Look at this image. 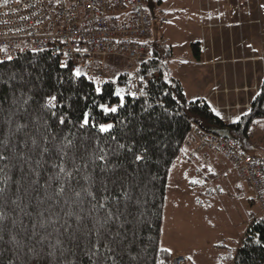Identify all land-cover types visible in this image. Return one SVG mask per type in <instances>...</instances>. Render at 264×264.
Masks as SVG:
<instances>
[{
	"label": "trees",
	"instance_id": "obj_1",
	"mask_svg": "<svg viewBox=\"0 0 264 264\" xmlns=\"http://www.w3.org/2000/svg\"><path fill=\"white\" fill-rule=\"evenodd\" d=\"M150 44L151 58L137 65L146 82L137 95L129 68L97 91L48 49L0 62V264H170L172 250L160 251L167 183L193 124L227 126L247 151L264 152L249 131L264 119V77L239 121L228 122L205 97L187 98L158 35ZM192 47L200 58L201 42ZM102 124L113 127L101 132ZM257 221L264 212L250 221L231 264H264Z\"/></svg>",
	"mask_w": 264,
	"mask_h": 264
},
{
	"label": "rangeland",
	"instance_id": "obj_2",
	"mask_svg": "<svg viewBox=\"0 0 264 264\" xmlns=\"http://www.w3.org/2000/svg\"><path fill=\"white\" fill-rule=\"evenodd\" d=\"M150 1L155 5L154 26L159 41L171 48V53L165 56V63L172 74L182 82L188 99L205 96L217 85L215 80L219 75H215V69L211 65H206L201 59L195 57L192 47L193 42L200 41L206 46L205 51L210 58L220 55V50L216 51L215 47L210 46L212 38L214 39L211 31L213 27H216L214 34L217 37L226 34L225 42L228 45L230 40L228 35L235 36V44L230 45L235 55L242 56L246 53L247 40H244L246 37L242 30H239L243 25L258 24L256 32L259 36L261 35V43L264 45V9L261 7L264 0H225L223 4L226 18L216 14V10L213 9V18L208 24H206L208 16L205 0L204 6L200 0ZM216 1L218 0H211L214 4ZM220 17L225 19L221 20ZM217 18L220 19L217 21ZM211 21L217 22L211 23ZM236 27H238L237 31L236 29L231 31ZM244 33L247 32L244 30ZM220 40L224 41L222 37ZM262 55L260 59L264 58ZM110 59L114 62L107 69L109 77H118L119 71L125 68L134 71L137 65L122 56L115 55ZM246 60L243 55L242 63ZM262 61L264 69V60ZM242 63H237L238 69H241ZM260 72L262 73L243 74L241 72L240 79H234L239 91L244 92V89L249 91L246 96L256 93L263 76V71ZM250 79L253 83H246ZM256 79L258 83H254ZM246 85H253V88L248 89ZM117 90H123L120 84L117 85ZM221 92L226 94L224 91ZM244 98L246 97L242 95L241 99L244 100ZM219 106L217 109L228 122L233 117L226 116L227 110L232 113L236 109L243 111L248 108L246 104L241 107L228 104L220 106L221 108ZM258 121V139L263 142L264 122L261 119ZM182 146L193 148L194 144L189 143L186 137ZM218 154L217 156L222 163L226 164L225 167L228 166L229 171L227 170L224 174V167L216 165L219 174H215L213 178L205 177L200 172L201 166H195L192 163V161L204 163V158L198 153L193 155L192 159L179 155L170 169L160 243L165 248H176L172 251L171 261L172 259L174 261L173 253L180 252L187 256L184 264H231L239 236H243L252 215L259 214L260 205L255 200V193L240 177L236 168L230 163V158L223 153ZM209 162L213 165L212 154L209 155ZM192 180H197L196 184L192 183ZM234 237V241H229L220 247L216 246Z\"/></svg>",
	"mask_w": 264,
	"mask_h": 264
},
{
	"label": "built area",
	"instance_id": "obj_3",
	"mask_svg": "<svg viewBox=\"0 0 264 264\" xmlns=\"http://www.w3.org/2000/svg\"><path fill=\"white\" fill-rule=\"evenodd\" d=\"M155 35L153 17L146 0H0V62L28 51L48 49L72 72L93 80L97 88L109 78L107 69L114 61L111 56H122L134 63L151 58L150 41ZM131 92L138 94L145 77L138 74L130 79ZM253 122L249 131L255 134ZM194 147L187 149L193 157L204 158V166L211 167L209 149L228 155L238 174L255 193L264 212V156L247 151L236 136H223L199 124L187 134ZM258 141H254V146ZM254 214L251 220L256 218ZM170 264H184V253H173Z\"/></svg>",
	"mask_w": 264,
	"mask_h": 264
},
{
	"label": "crops",
	"instance_id": "obj_4",
	"mask_svg": "<svg viewBox=\"0 0 264 264\" xmlns=\"http://www.w3.org/2000/svg\"><path fill=\"white\" fill-rule=\"evenodd\" d=\"M201 4L203 3L204 6V0H200ZM206 2V11H207V16H208V22L206 24L209 23L210 19L213 18L212 17V13H213V9L216 10V14L218 15H223L225 17V0H218L216 1V4L212 3L211 0H205ZM224 3V4H223ZM264 5V4H262ZM264 9V8H263ZM221 18V17H220ZM217 18V21L220 19ZM226 18V17H225ZM225 18H221V20H224ZM217 21H211V23H216ZM224 26V25H223ZM259 25L258 24H251V25H243L242 28H239V30H242L243 35L246 37L247 40V45H246V53L243 54L244 57L247 59L244 63H242V56H238L235 55L234 53H232L231 47L230 45L235 44L234 37L229 36V45L227 44V42H225V36L226 34H224L223 36H216V27H213L211 29L212 34L214 35V39L212 38V43L210 44L211 47H215L214 49L216 51L220 50L221 54L220 55H216L214 58H210V56L208 55L207 51H205V45H203V43L201 44V56L198 59H201L203 61L204 64L206 65H211L213 67V69H215V75H219V77H216V84L213 89L206 94L205 97L206 99H208L209 101L212 102L213 106L215 107L216 111L219 112V110L217 109V106H222L225 104H228L229 106H235V107H241L242 105H247L249 107L250 101L252 99V96L255 94L253 93L251 96H246V94H249V91H245L244 87H242L244 89L243 91H239L238 86L236 85V83H234V79H240L239 78V74L241 72H243V74H248V73H262L260 71H263V76L262 79L264 77V69L262 68V64L261 62H263V59H260L262 55V57H264V45H262L261 43V35L259 36V34L256 32L258 30V28L256 27ZM237 28L232 29L231 31L235 30L237 31ZM247 32L246 34L244 33ZM229 32V31H228ZM241 35V36H243ZM223 38L224 41H221L220 38ZM232 41L234 43H232ZM249 41V42H248ZM230 47V48H229ZM249 48V51H248ZM260 61V62H259ZM241 62V69H238L237 67V63ZM264 67V65H263ZM246 70V71H244ZM254 75V74H253ZM258 75V74H257ZM222 76V78H221ZM237 77V78H236ZM215 79V78H214ZM261 79V80H262ZM253 80H248L246 83L252 84ZM254 83H258L257 79L254 80ZM246 87L248 89H252L253 85H246ZM242 89V90H243ZM221 91L226 92V94H222ZM256 92V91H255ZM246 97L244 98V100L241 99V97ZM249 97H251L250 99H248ZM241 99V100H240ZM234 101V102H233ZM242 101V103L240 102ZM246 101V102H245ZM226 102V103H225ZM233 102V103H231ZM244 102V103H243ZM219 106V108H221ZM224 109V108H223ZM248 108H246L243 111L239 110H233V112L231 113L230 110H227L226 112V116L228 118L233 117L232 120L237 119L240 114H242L244 111H246ZM220 113V116L223 118V116L221 115L222 113ZM262 122H264L262 120ZM219 152L212 150L211 154L213 155V165L215 170L217 171V166H222L224 167V174L227 172L228 166H226L225 163H222L221 159L217 156ZM191 162V161H190ZM192 163H194L195 166H201L200 163L196 162V161H192ZM230 163L234 166V164L230 161ZM235 167V166H234ZM236 168V167H235ZM200 172H202L204 175H206L205 171H203L202 169L200 170ZM219 174V171H217ZM222 172V173H223ZM240 236H239V241H240ZM234 238H231L221 244H217L216 246H223L224 244L229 243V241H234ZM239 243V242H238ZM176 249V248H173ZM173 249H171L173 251ZM186 251V250H185ZM235 254V253H234Z\"/></svg>",
	"mask_w": 264,
	"mask_h": 264
},
{
	"label": "snow or ice",
	"instance_id": "obj_5",
	"mask_svg": "<svg viewBox=\"0 0 264 264\" xmlns=\"http://www.w3.org/2000/svg\"><path fill=\"white\" fill-rule=\"evenodd\" d=\"M4 2H5V4H7V0H4ZM261 7L264 8V5H261ZM8 59H11V57L9 56ZM75 75L76 76H80L81 75V72H80L79 69H76L75 70ZM97 91H100V89L97 88ZM121 91L122 90H117L116 95L117 96H120L121 95ZM56 100H57V97L56 96H50V97H48V106L50 108H55L57 106L56 103H55ZM104 111L105 112H116L117 109L116 108H108V107L105 106L104 107ZM213 111H215V109H213ZM216 114L217 115H220L219 112H217ZM238 121H239V118H237V121H234V122H238ZM60 123H64V121L61 120ZM88 123H89L88 119H85L84 120V124H88ZM257 123H259V121H257ZM112 127H113V125H111V124H107V125H103L102 124V125L99 126V130L101 132H105L106 133V132H109L112 129ZM120 147H124V145H120ZM45 150H47V149H45ZM145 151H147V150L145 149ZM98 158L100 160H105V156H103V155L99 156ZM0 159H6V157L0 156ZM134 159L136 161H141V160L145 159V157L142 156V155L137 154V155H135ZM61 171H63V168H61ZM67 175L68 176H71L72 174L69 172V173H67ZM89 195H92V193L89 192ZM93 198H95V197L93 196ZM257 222L258 223H261V222H264V221H257ZM257 243H259V241H257ZM99 246H100L99 241H97L95 247L99 248ZM108 251L111 252V248H108ZM160 251L161 252H164V253H168L169 255H171V249H169V248H161ZM188 259H192V258L191 257H188ZM159 264H166V261L164 259H160L159 260Z\"/></svg>",
	"mask_w": 264,
	"mask_h": 264
},
{
	"label": "water",
	"instance_id": "obj_6",
	"mask_svg": "<svg viewBox=\"0 0 264 264\" xmlns=\"http://www.w3.org/2000/svg\"><path fill=\"white\" fill-rule=\"evenodd\" d=\"M151 12L153 13V5L151 6ZM210 130L218 134H221L223 136H233L230 128L227 126L226 127L214 126V127H211Z\"/></svg>",
	"mask_w": 264,
	"mask_h": 264
}]
</instances>
